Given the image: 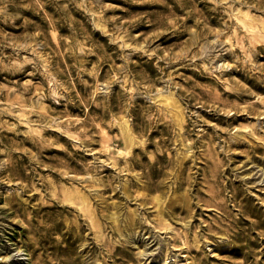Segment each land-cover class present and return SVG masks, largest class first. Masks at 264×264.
<instances>
[{"label":"rangeland","instance_id":"rangeland-1","mask_svg":"<svg viewBox=\"0 0 264 264\" xmlns=\"http://www.w3.org/2000/svg\"><path fill=\"white\" fill-rule=\"evenodd\" d=\"M0 264H264V0H0Z\"/></svg>","mask_w":264,"mask_h":264},{"label":"bare ground","instance_id":"bare-ground-1","mask_svg":"<svg viewBox=\"0 0 264 264\" xmlns=\"http://www.w3.org/2000/svg\"><path fill=\"white\" fill-rule=\"evenodd\" d=\"M176 116L178 119H180L181 118L180 112H177ZM120 128H121V132L124 138L125 146L127 149H129L131 145L133 144V136L130 132V129L127 126V122L124 124H121ZM64 199L70 203L77 205L80 209H82L83 212L86 214V216L91 220L92 226L94 228L100 227V223L94 213V210L90 206L87 195H85L84 193H82L81 191L77 189L73 191L66 190Z\"/></svg>","mask_w":264,"mask_h":264}]
</instances>
